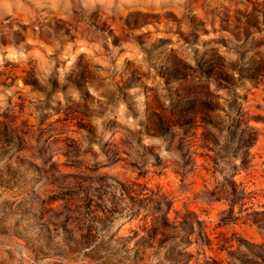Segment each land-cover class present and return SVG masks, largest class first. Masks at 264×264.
I'll list each match as a JSON object with an SVG mask.
<instances>
[{
	"label": "rangeland",
	"instance_id": "obj_1",
	"mask_svg": "<svg viewBox=\"0 0 264 264\" xmlns=\"http://www.w3.org/2000/svg\"><path fill=\"white\" fill-rule=\"evenodd\" d=\"M0 264H264V0H0Z\"/></svg>",
	"mask_w": 264,
	"mask_h": 264
},
{
	"label": "trees",
	"instance_id": "obj_2",
	"mask_svg": "<svg viewBox=\"0 0 264 264\" xmlns=\"http://www.w3.org/2000/svg\"><path fill=\"white\" fill-rule=\"evenodd\" d=\"M242 123H243V121H240V120L237 121L238 128ZM249 129H251V128H249ZM238 139H239L240 145L248 147V146L252 145V143L255 141L256 135L253 131L250 134H245L244 131H242L239 133ZM243 157L244 158L242 161H244L246 159V153H243Z\"/></svg>",
	"mask_w": 264,
	"mask_h": 264
}]
</instances>
